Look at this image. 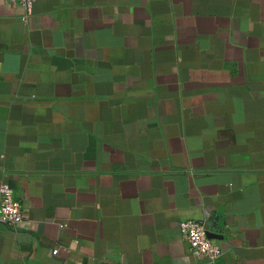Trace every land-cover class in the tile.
<instances>
[{
    "label": "crops",
    "instance_id": "crops-1",
    "mask_svg": "<svg viewBox=\"0 0 264 264\" xmlns=\"http://www.w3.org/2000/svg\"><path fill=\"white\" fill-rule=\"evenodd\" d=\"M0 264H264V0H0Z\"/></svg>",
    "mask_w": 264,
    "mask_h": 264
},
{
    "label": "built area",
    "instance_id": "built-area-1",
    "mask_svg": "<svg viewBox=\"0 0 264 264\" xmlns=\"http://www.w3.org/2000/svg\"><path fill=\"white\" fill-rule=\"evenodd\" d=\"M1 1L17 3L30 10L35 0ZM23 219L24 210L22 203L6 182L0 183V224L12 229H18ZM178 227L188 251L201 255L207 264H217L222 258L220 248L212 241L203 222L185 219L178 223Z\"/></svg>",
    "mask_w": 264,
    "mask_h": 264
}]
</instances>
